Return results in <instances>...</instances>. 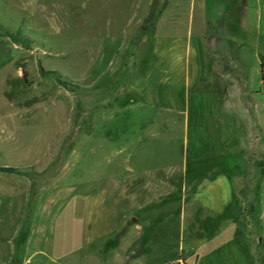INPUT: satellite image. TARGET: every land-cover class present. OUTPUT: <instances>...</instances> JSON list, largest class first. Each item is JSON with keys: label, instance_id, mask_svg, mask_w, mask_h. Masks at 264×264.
<instances>
[{"label": "rangeland", "instance_id": "1", "mask_svg": "<svg viewBox=\"0 0 264 264\" xmlns=\"http://www.w3.org/2000/svg\"><path fill=\"white\" fill-rule=\"evenodd\" d=\"M191 12L206 23L210 129L224 161L201 163V178L184 162L182 115L124 92L151 39L182 30ZM0 24L32 40L0 35V264L190 263L188 222L155 223L166 207L143 208L199 185L207 202L216 164L221 195L236 187L224 221L236 219L264 264V0H0ZM208 215L199 211L192 242L201 253L217 225Z\"/></svg>", "mask_w": 264, "mask_h": 264}, {"label": "crops", "instance_id": "2", "mask_svg": "<svg viewBox=\"0 0 264 264\" xmlns=\"http://www.w3.org/2000/svg\"><path fill=\"white\" fill-rule=\"evenodd\" d=\"M195 1L198 0H191L193 3ZM205 29L206 23H203L201 30L199 19L191 12L189 21L182 30L153 37L150 41V57L148 60L142 61L143 64L139 69L133 71L132 77H129L124 85V92L130 96L131 100L136 98L143 103L168 111H175L182 115L185 130L184 145L186 146L184 162L188 161V156L191 157L190 162L194 164V171L191 172V175L197 178L202 176L200 170L201 163L204 161L217 164L224 162L222 157H217L214 154L217 149V142L210 129L212 108L208 97H211L212 91L208 88L207 83L209 72ZM263 68L261 69L262 74ZM217 164L207 172L208 184L206 185L209 187L206 190L213 196L207 202L202 201L203 188L199 185L186 192L182 190L180 194L176 192V189L167 190L164 192L165 194H178L180 196L169 205L149 204L143 210L147 212L150 208L161 209L166 207L161 216L155 218V223L163 217L167 219L170 216H177L178 213L181 220L185 219L188 222L190 232L187 231L186 236H191V239L188 240L187 251L183 253H188L185 257L190 256V254L195 255L192 262L184 264H254L243 240L233 229L236 227V219L224 221L225 215L230 209L229 204L236 194V187L229 198L221 195L219 189L216 188L218 187L216 182L223 172V165ZM227 177L232 178L229 175ZM187 194L192 195L189 209L187 211L177 210L185 201L184 197ZM175 201H178L179 204ZM206 206L210 215L217 218V225L205 237L206 242L214 241L201 253L197 247L192 245V242H194V235L198 234L197 230L200 227L198 213ZM191 215L195 218L193 222ZM134 218L135 216L132 217V219ZM226 231H230L231 234L220 239V236ZM217 238L219 240H215ZM260 258L263 257L260 256Z\"/></svg>", "mask_w": 264, "mask_h": 264}, {"label": "trees", "instance_id": "3", "mask_svg": "<svg viewBox=\"0 0 264 264\" xmlns=\"http://www.w3.org/2000/svg\"><path fill=\"white\" fill-rule=\"evenodd\" d=\"M151 14L148 15V17L144 20V24L140 26V29H144V27L148 24L149 25V20L151 18L150 16ZM0 35L9 39L10 41H12L15 44H19L24 48H30L31 44H32V40L31 38L23 33L20 30H10L6 27H4L3 25L0 24ZM260 66L261 68L264 67V55H262L260 57ZM53 75H56L55 71H50ZM57 76V75H56ZM57 80L60 83H66L65 81H63L62 79H60L57 76ZM3 169L8 170V171H17L14 167H3Z\"/></svg>", "mask_w": 264, "mask_h": 264}]
</instances>
